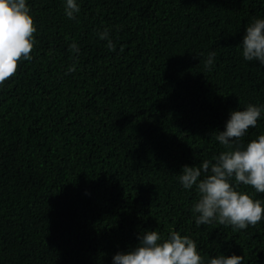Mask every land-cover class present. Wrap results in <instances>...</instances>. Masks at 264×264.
I'll return each instance as SVG.
<instances>
[{
	"label": "trees",
	"instance_id": "trees-1",
	"mask_svg": "<svg viewBox=\"0 0 264 264\" xmlns=\"http://www.w3.org/2000/svg\"><path fill=\"white\" fill-rule=\"evenodd\" d=\"M26 2L37 43L0 86V264H113L142 233L171 230L205 261L264 264V220L198 227L195 187L178 179L226 150L215 132L233 110L264 106V65L240 47L264 0H77L76 20L66 0ZM260 134L264 113L237 143Z\"/></svg>",
	"mask_w": 264,
	"mask_h": 264
},
{
	"label": "clouds",
	"instance_id": "clouds-1",
	"mask_svg": "<svg viewBox=\"0 0 264 264\" xmlns=\"http://www.w3.org/2000/svg\"><path fill=\"white\" fill-rule=\"evenodd\" d=\"M80 10L77 0H66L64 12L68 19L76 20ZM36 32L26 0H0V86L17 75L20 62L32 59ZM98 35L107 41L110 51H115L108 29ZM240 47L246 61L264 65V18H256L246 27ZM69 48L79 52L75 42ZM215 58V51L207 54L206 70H212ZM74 71L75 66L68 69V72ZM262 113L264 106L254 104H248L244 110H233L226 129L215 132V139L226 150L199 166H183L178 179L186 190L195 187L198 199L191 211L198 227L218 223L239 231L255 227L264 220V202L237 190L243 184L264 194V134L245 147L237 143L250 128L257 126ZM138 241L127 253H116L113 264H243L244 261L243 255L235 254H220L205 261L196 242L175 230L166 236L158 231H147L138 236Z\"/></svg>",
	"mask_w": 264,
	"mask_h": 264
}]
</instances>
